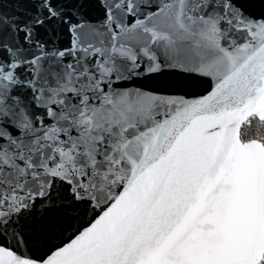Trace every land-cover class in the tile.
I'll return each mask as SVG.
<instances>
[{
  "label": "snow or ice",
  "instance_id": "6c2138e0",
  "mask_svg": "<svg viewBox=\"0 0 264 264\" xmlns=\"http://www.w3.org/2000/svg\"><path fill=\"white\" fill-rule=\"evenodd\" d=\"M0 264H264V0H0Z\"/></svg>",
  "mask_w": 264,
  "mask_h": 264
}]
</instances>
